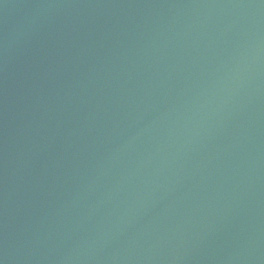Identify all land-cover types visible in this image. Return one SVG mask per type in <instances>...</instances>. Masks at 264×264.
I'll list each match as a JSON object with an SVG mask.
<instances>
[{
    "label": "water",
    "instance_id": "water-1",
    "mask_svg": "<svg viewBox=\"0 0 264 264\" xmlns=\"http://www.w3.org/2000/svg\"><path fill=\"white\" fill-rule=\"evenodd\" d=\"M0 264H264V0H0Z\"/></svg>",
    "mask_w": 264,
    "mask_h": 264
}]
</instances>
